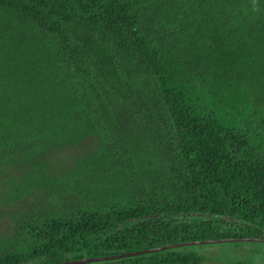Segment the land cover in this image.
I'll use <instances>...</instances> for the list:
<instances>
[{
    "label": "trees",
    "instance_id": "obj_1",
    "mask_svg": "<svg viewBox=\"0 0 264 264\" xmlns=\"http://www.w3.org/2000/svg\"><path fill=\"white\" fill-rule=\"evenodd\" d=\"M225 238L264 239V0H0V264Z\"/></svg>",
    "mask_w": 264,
    "mask_h": 264
},
{
    "label": "water",
    "instance_id": "obj_2",
    "mask_svg": "<svg viewBox=\"0 0 264 264\" xmlns=\"http://www.w3.org/2000/svg\"><path fill=\"white\" fill-rule=\"evenodd\" d=\"M256 241V240H264V239H258V238H225V239H206V240H197V241H188L183 243H170L163 246H157L152 248H147L143 250H137V251H131L126 253H120V254H114V255H108V256H99V257H83L76 260H69V261H61V262H55L51 264H85L90 262H99V261H106V260H113V259H119L121 257H130V256H136L144 253H152L156 252L160 249H166L169 247H179L183 245H194V244H211V243H220V242H226V241Z\"/></svg>",
    "mask_w": 264,
    "mask_h": 264
},
{
    "label": "rangeland",
    "instance_id": "obj_3",
    "mask_svg": "<svg viewBox=\"0 0 264 264\" xmlns=\"http://www.w3.org/2000/svg\"><path fill=\"white\" fill-rule=\"evenodd\" d=\"M246 242V241H244ZM250 242V241H248ZM252 242V241H251ZM258 242V243H257ZM241 244H233V243H211V244H204L197 247L198 250H201L203 252V255L208 257L207 263L209 264H230L231 261H235L234 257H230V255H237L240 252H238V249H240ZM253 248L254 247H261L264 246L260 241H254L252 243H248ZM249 247V246H246ZM250 254V253H249ZM229 258H232V260H228ZM109 264V263H106Z\"/></svg>",
    "mask_w": 264,
    "mask_h": 264
}]
</instances>
